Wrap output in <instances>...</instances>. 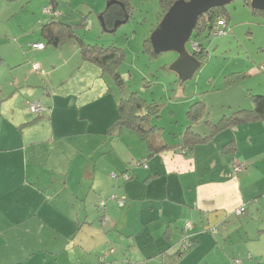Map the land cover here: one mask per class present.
Wrapping results in <instances>:
<instances>
[{
  "label": "crops",
  "instance_id": "crops-1",
  "mask_svg": "<svg viewBox=\"0 0 264 264\" xmlns=\"http://www.w3.org/2000/svg\"><path fill=\"white\" fill-rule=\"evenodd\" d=\"M47 7L89 45L99 46L87 35L105 32L103 0H0V264H264V121L183 142L188 129L208 137L209 124L253 110V98L264 96V13L247 1L225 10V38L243 42L247 67L218 81L202 64L190 103L204 105L200 119H188V99H171L168 122L164 109L149 119L148 141L129 127L110 130L130 93L86 61L76 41L47 44ZM36 62L45 75L32 70ZM32 102L43 116L31 113ZM143 159L148 169L135 168ZM234 163L245 169L235 172ZM185 238L195 244L182 255Z\"/></svg>",
  "mask_w": 264,
  "mask_h": 264
},
{
  "label": "rangeland",
  "instance_id": "rangeland-1",
  "mask_svg": "<svg viewBox=\"0 0 264 264\" xmlns=\"http://www.w3.org/2000/svg\"><path fill=\"white\" fill-rule=\"evenodd\" d=\"M243 1L245 0H236L227 5L225 10L228 8L231 10L234 6L242 4ZM110 2L112 4L113 0H103V4L106 6ZM129 5V11L131 13L130 20L118 28L117 32L114 34H107L100 31L99 35H87L86 39L93 43H98L99 46L102 47L112 46L120 50L122 62L118 65V72L122 75L125 90L127 93H138L140 98L144 101L153 100V98H155L157 103L154 104H158L163 107L161 109H164L166 117L165 121H162L164 124L169 121L167 113L170 111L168 103L171 102V99L172 101L176 100L177 102L188 99V106L190 107V103L192 102L194 94H196V90L200 88L198 86L197 89H195L200 73H197L194 78L183 83L186 86L184 90L182 87H179V85H176L175 81L180 84L178 76L171 72L172 75L169 77L168 70L176 60L177 55L171 52L152 55L144 49L145 41L151 35L153 25L155 26V22L161 13L159 1L129 0ZM245 19V16H240V20L244 21ZM86 32L88 31L85 30V33ZM206 37V33L197 37V33L194 32L191 40L195 44L204 45L207 49L208 54L202 64L203 66L210 65L208 70H210L211 73L209 74L218 77V81L221 80V75L224 70L229 71L230 69L240 68V66L244 68L247 67V58H245L244 51L242 50L243 42L238 43L235 40L231 41L230 38L225 37L224 39L211 36H208V38ZM221 39L225 40V45L218 47ZM245 41L246 44L249 43L247 35ZM251 44H253V42ZM187 49L193 54L194 50L191 42L187 44ZM226 50L228 52H226ZM242 57L243 60H240ZM4 68L5 66L1 65L0 70H3ZM204 86L205 88H208L207 85ZM149 103H152V101ZM180 110L181 106H177V115H179ZM169 125L166 127H169ZM177 128L180 129L179 126H177ZM135 168L148 169L143 166Z\"/></svg>",
  "mask_w": 264,
  "mask_h": 264
},
{
  "label": "trees",
  "instance_id": "trees-1",
  "mask_svg": "<svg viewBox=\"0 0 264 264\" xmlns=\"http://www.w3.org/2000/svg\"><path fill=\"white\" fill-rule=\"evenodd\" d=\"M121 1H123L124 3L122 10L117 6H111L107 9L103 17L106 26L108 28H111L113 26L114 20H117L118 18L122 20L125 18L126 14L129 16V0H121ZM158 1L163 16L171 8V6L178 0H158ZM221 16H225L227 18L225 14V7L212 9L208 13L201 16L199 18L197 27L194 31L197 33V37L202 35L203 33H206L207 36H210L209 35L210 30L212 29L218 18ZM59 18L60 17H58L57 19L51 17L49 19L50 22L43 25L42 36L47 41V44L59 47L60 45L68 41H73V40L76 41L77 45L81 49L83 58L86 61L99 66L105 74H107L117 83V86L120 88L121 93L124 95V93L127 91L124 88V81L121 80V75L118 72V65L121 64L122 62V55L120 53V50L112 46L102 47L98 45H89L85 43L82 39L79 38L77 39L74 28L72 26L63 25L61 22H59ZM44 45L47 46L46 44ZM199 46L201 47V50L199 52H195L194 54L198 58V60L203 62L207 54L205 53L206 50L202 48V45ZM144 49L145 51L154 55L149 38L145 41ZM229 79L231 81L236 80L235 76H232ZM253 101H254L253 110L239 111L238 113L234 114L232 117L224 118L222 121L218 122L217 124H209L210 135L208 137L198 136L195 133H193L190 129H188L187 132L185 133L183 142L187 146L194 145L200 143L204 139L212 137L219 130H222L228 126L232 127L250 120L264 121V96H255L253 98ZM33 103H38V102H32L30 104ZM203 108L204 105L200 102H197L194 105H192L187 113L188 119L193 122L198 121L202 116ZM119 111H120V117L116 122H114L111 125L110 130L114 132L116 131L117 127L120 126L129 127L134 131H138V133H140L145 139L149 141L150 139L149 135L152 132V130L155 128L152 127L148 130L149 126L147 125L149 124L150 118L159 117L161 111L160 105L154 103L145 104V101L140 98L138 93H130L128 97L124 98L120 103ZM44 112L45 110L40 113H32V112L31 113L36 116H43ZM143 160H147V159H143ZM134 165L135 164L132 163V166ZM147 168H148V163H147ZM129 170L131 171V167L129 168ZM115 175L116 177L114 179H118L120 177V175L118 174ZM121 177L123 178L124 182H129L132 179L131 174L125 172L121 175ZM184 230H185V226H184ZM189 232L190 231L185 230V235ZM211 233L213 236H216L217 235L216 228L212 229ZM189 242L190 244L188 246V249L185 251L183 250V247L181 245L180 253L182 255L188 253L193 249L195 244L194 240L189 239ZM99 261L105 262L106 260H104V258L101 260L100 258Z\"/></svg>",
  "mask_w": 264,
  "mask_h": 264
},
{
  "label": "water",
  "instance_id": "water-1",
  "mask_svg": "<svg viewBox=\"0 0 264 264\" xmlns=\"http://www.w3.org/2000/svg\"><path fill=\"white\" fill-rule=\"evenodd\" d=\"M236 0H178L162 16L156 25L149 41L154 55L163 53H175L177 59L170 66V70L179 76L182 82L191 80L202 66V62L190 53L187 44L192 42V36L197 27L199 18L212 9L223 8ZM254 10L264 13V0H245ZM112 2V1H111ZM107 5L120 2L113 0ZM104 14L98 17L102 30L107 33H115L118 28L129 21L126 14L124 20H116L113 29H109L104 21ZM1 64V58H0Z\"/></svg>",
  "mask_w": 264,
  "mask_h": 264
},
{
  "label": "built area",
  "instance_id": "built-area-1",
  "mask_svg": "<svg viewBox=\"0 0 264 264\" xmlns=\"http://www.w3.org/2000/svg\"><path fill=\"white\" fill-rule=\"evenodd\" d=\"M44 14L47 16L53 17V18H58L59 17V13L54 10L53 7H47L44 9ZM227 18L225 16H221L218 18V20L216 21V23L214 24V26L212 27V29L210 30L209 35L211 37L214 38H222V37H226L229 33L227 30L228 24H227ZM193 50L194 52H199L201 50V47L198 44L193 43ZM30 47L34 50H44L45 49V45L43 43H33L30 45ZM32 70L40 75H45L46 71L43 69L42 65L38 62L32 64ZM45 108L39 104V103H33L30 104V111L32 113H40L42 111H44ZM147 160H142L141 162H138L137 164L140 166H143L145 168H147ZM235 172H241L245 169L243 164L240 163H234L233 165ZM113 177H116V175H113ZM113 198L117 201L118 204L122 205L123 201L122 200H117V198L115 196H113ZM101 208L105 206V202L99 205ZM193 228V224L191 222H187L185 225V230L186 231H190ZM187 237V236H186ZM190 242H189V238H185V241L183 242V250H187L188 246H189ZM128 264H134V263H128Z\"/></svg>",
  "mask_w": 264,
  "mask_h": 264
},
{
  "label": "flooded vegetation",
  "instance_id": "flooded-vegetation-1",
  "mask_svg": "<svg viewBox=\"0 0 264 264\" xmlns=\"http://www.w3.org/2000/svg\"><path fill=\"white\" fill-rule=\"evenodd\" d=\"M125 19V18H124ZM123 20V19H122Z\"/></svg>",
  "mask_w": 264,
  "mask_h": 264
}]
</instances>
